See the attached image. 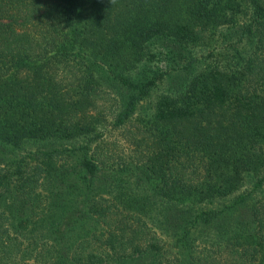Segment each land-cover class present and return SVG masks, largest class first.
Wrapping results in <instances>:
<instances>
[{"label":"trees","instance_id":"1","mask_svg":"<svg viewBox=\"0 0 264 264\" xmlns=\"http://www.w3.org/2000/svg\"><path fill=\"white\" fill-rule=\"evenodd\" d=\"M0 264H264V0H0Z\"/></svg>","mask_w":264,"mask_h":264},{"label":"rangeland","instance_id":"2","mask_svg":"<svg viewBox=\"0 0 264 264\" xmlns=\"http://www.w3.org/2000/svg\"><path fill=\"white\" fill-rule=\"evenodd\" d=\"M107 137L110 138V139H112V138L115 137V138L118 139L119 141H120V138H122L120 132H117V131L109 132V133L107 134Z\"/></svg>","mask_w":264,"mask_h":264}]
</instances>
